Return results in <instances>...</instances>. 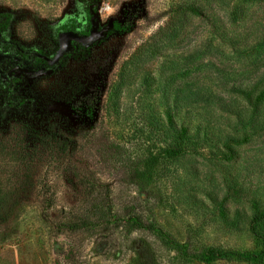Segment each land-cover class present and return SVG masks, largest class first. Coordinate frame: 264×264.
<instances>
[{
  "label": "rangeland",
  "instance_id": "1",
  "mask_svg": "<svg viewBox=\"0 0 264 264\" xmlns=\"http://www.w3.org/2000/svg\"><path fill=\"white\" fill-rule=\"evenodd\" d=\"M2 17L0 264H264V0H0ZM66 32L96 41L32 57ZM173 126L195 140L167 146ZM134 215L247 259L191 261Z\"/></svg>",
  "mask_w": 264,
  "mask_h": 264
},
{
  "label": "trees",
  "instance_id": "2",
  "mask_svg": "<svg viewBox=\"0 0 264 264\" xmlns=\"http://www.w3.org/2000/svg\"><path fill=\"white\" fill-rule=\"evenodd\" d=\"M192 12H195V10L193 9ZM239 93H241L246 99L251 100V93L241 90L239 91ZM200 92H194L192 93V102H198L203 100L205 97L200 95ZM170 136H167V138H165L163 140L164 144L166 143V145H175L178 142H188V143H192V141L195 140L193 135H189L187 133V129L186 128H176V127H171L170 128ZM95 182V183H94ZM94 182H91L90 185L91 188H98L100 186V182L98 180H95ZM253 207L256 209V212L259 216V212H260V208L259 205L257 203L253 204ZM105 208H103L104 210ZM264 221V214L263 216H259V218L254 217L252 220V231L253 233L258 236V237H262L260 232H259V227L260 224ZM123 222L125 223L126 226L130 227L131 229H154L156 230L159 234H161L162 236H164L165 238V244L173 249H176L178 252L181 253H186L184 255V257L186 259L189 260H197V261H206V262H210L216 259H219L223 256H226L228 258H232V257H236L239 259H247L245 258L246 256L240 252H236V253H231V252H222L220 250H218L217 248H212V247H205L202 248L201 250L197 251V250H190V248L188 247L187 243H183L180 242L176 239H174L170 234L164 232L160 227H156V226H150L148 224H146L139 216H129L126 219H123ZM249 260L253 259V258H248Z\"/></svg>",
  "mask_w": 264,
  "mask_h": 264
},
{
  "label": "water",
  "instance_id": "3",
  "mask_svg": "<svg viewBox=\"0 0 264 264\" xmlns=\"http://www.w3.org/2000/svg\"><path fill=\"white\" fill-rule=\"evenodd\" d=\"M96 36H97L96 32L92 33L91 36H85V37H79L74 32L63 33L61 35V38H60L61 46H60V49L58 50V52L56 53V55L53 58H49V57H46V56H42V57L45 58L48 61L49 64L57 65L59 60H60V58H61V56L64 53L69 52V51L72 50V46L70 45L71 40H75V41L81 42L84 45H90L91 43H94V41H96ZM0 58H1V56H0Z\"/></svg>",
  "mask_w": 264,
  "mask_h": 264
},
{
  "label": "flooded vegetation",
  "instance_id": "4",
  "mask_svg": "<svg viewBox=\"0 0 264 264\" xmlns=\"http://www.w3.org/2000/svg\"><path fill=\"white\" fill-rule=\"evenodd\" d=\"M4 24H5V19L2 17V18H0V30H3V28H4ZM71 31V30H70ZM73 40H71V42H70V44L71 43H73L72 42ZM6 45H8V46H10V44H6ZM82 48H84V49H87L86 48V46H82V45H80ZM21 53V52H20ZM48 55H51V54H48ZM0 56H1V58H0V64L2 65V62L4 61V59L6 58L5 56H3V55H1L0 54ZM30 56V55H29ZM67 56H69V54H67V52L66 53H64L62 56H61V58H60V60H59V62L60 61H62L64 58H66ZM32 57L33 58H35V59H37L41 64H43V65H45V66H48V67H51L52 68V66H55V65H52V64H49L48 63V61L45 59V58H43V57H41V56H39V55H32ZM3 60V61H2ZM14 60H16V62H19V64H22V65H24V64H30L29 62L28 63H24V62H22L21 60H18V59H15L14 58ZM2 61V62H1ZM6 61V60H5ZM3 65H7V62H4V64ZM2 68H4V66H2Z\"/></svg>",
  "mask_w": 264,
  "mask_h": 264
}]
</instances>
